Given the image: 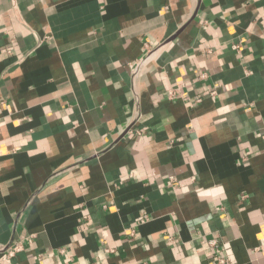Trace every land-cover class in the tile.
<instances>
[{
	"label": "crops",
	"instance_id": "1",
	"mask_svg": "<svg viewBox=\"0 0 264 264\" xmlns=\"http://www.w3.org/2000/svg\"><path fill=\"white\" fill-rule=\"evenodd\" d=\"M215 255L264 264V0H0V264Z\"/></svg>",
	"mask_w": 264,
	"mask_h": 264
},
{
	"label": "built area",
	"instance_id": "2",
	"mask_svg": "<svg viewBox=\"0 0 264 264\" xmlns=\"http://www.w3.org/2000/svg\"><path fill=\"white\" fill-rule=\"evenodd\" d=\"M149 51L151 52V49H149ZM148 58H149V54H148V56L145 55L143 58H141L139 61H137V64H136L137 65V67H136V70L137 71L135 72V74H138V71L143 66H146L147 65ZM174 94H175L174 93V90L173 89H170L169 90V96L172 97ZM131 233H134V228H132V232ZM209 243L213 247H215V254H216L219 251L218 240L217 239H212V240L209 241ZM23 249H24V243L22 241H15L14 243H11L8 246H6V249L5 250L7 251V254L10 257H13L17 253L21 252ZM215 259H216V261H217L218 264H227L228 262L231 261L230 260L231 259L230 257L220 256V255H215Z\"/></svg>",
	"mask_w": 264,
	"mask_h": 264
}]
</instances>
